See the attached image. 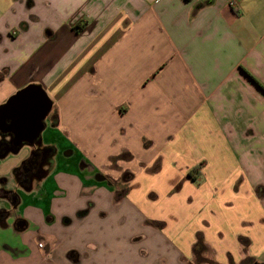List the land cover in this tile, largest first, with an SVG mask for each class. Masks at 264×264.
Masks as SVG:
<instances>
[{
	"label": "crops",
	"instance_id": "0c3cea01",
	"mask_svg": "<svg viewBox=\"0 0 264 264\" xmlns=\"http://www.w3.org/2000/svg\"><path fill=\"white\" fill-rule=\"evenodd\" d=\"M250 77L264 88V0H13L0 106L35 85L52 110L17 153L0 131V225L18 243L0 264H190L221 240L218 262L245 241L264 264Z\"/></svg>",
	"mask_w": 264,
	"mask_h": 264
},
{
	"label": "water",
	"instance_id": "95a60500",
	"mask_svg": "<svg viewBox=\"0 0 264 264\" xmlns=\"http://www.w3.org/2000/svg\"><path fill=\"white\" fill-rule=\"evenodd\" d=\"M52 110V102L38 86L18 91L0 106V131L12 136L11 151L34 145L45 128L44 121Z\"/></svg>",
	"mask_w": 264,
	"mask_h": 264
},
{
	"label": "rangeland",
	"instance_id": "374dc122",
	"mask_svg": "<svg viewBox=\"0 0 264 264\" xmlns=\"http://www.w3.org/2000/svg\"><path fill=\"white\" fill-rule=\"evenodd\" d=\"M12 2L13 0H0V17H2V15L9 10V8L12 7ZM43 137V135H42ZM13 188V185L11 186ZM1 200V199H0ZM3 204V203H0ZM4 206V205H1ZM7 206V205H5ZM1 208V207H0ZM7 210V207H4V210ZM1 211V210H0ZM0 215H2V213H0ZM248 230H252V229H248ZM12 232L10 231H6L5 229L1 228L0 225V249L5 246V245H12V244H16L17 240L12 236L11 234ZM19 242V241H18ZM219 242V241H218ZM222 243H218L216 242L214 245H212L211 247L219 250L224 248V245H227L229 242L228 240H221ZM243 243H245V245H242V256H238L237 253L235 254H231L229 253L228 255V261H223V262H218L216 260L217 253L215 252L214 249H212L210 246L207 245H203L200 246L201 248L198 251H195V255L192 258V261H190V264H256L255 262L257 261L255 258L253 257H249L248 254H250V252L248 253V244L245 241H242ZM45 251L44 253V257L47 258L48 260L52 259V255L53 252L51 251L50 247H45L44 249ZM250 251L251 253H256L257 256L260 259H264V249L261 247V245L257 244L253 247H250ZM241 258V259H239ZM31 257L28 258L27 260L30 261ZM27 261V262H28ZM260 263V262H259ZM29 264V263H28ZM33 264V263H31Z\"/></svg>",
	"mask_w": 264,
	"mask_h": 264
},
{
	"label": "trees",
	"instance_id": "16d2710c",
	"mask_svg": "<svg viewBox=\"0 0 264 264\" xmlns=\"http://www.w3.org/2000/svg\"><path fill=\"white\" fill-rule=\"evenodd\" d=\"M82 25H80V26H78L77 27V30H80V29H82ZM259 87H260V89H262L263 91H264V88L261 86V85H259V83L253 78V77H250ZM199 169H200V167H197V168H195L194 170H192L189 174H188V177H189V179H191V180H195V178L193 177V174L194 173H198L199 172Z\"/></svg>",
	"mask_w": 264,
	"mask_h": 264
}]
</instances>
